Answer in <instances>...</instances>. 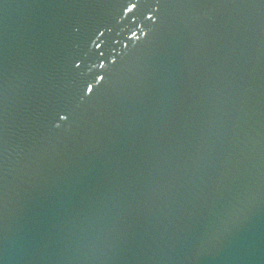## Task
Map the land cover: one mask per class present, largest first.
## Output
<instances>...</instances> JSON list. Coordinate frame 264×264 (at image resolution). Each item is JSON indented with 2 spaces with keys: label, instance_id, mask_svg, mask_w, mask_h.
Here are the masks:
<instances>
[{
  "label": "water",
  "instance_id": "1",
  "mask_svg": "<svg viewBox=\"0 0 264 264\" xmlns=\"http://www.w3.org/2000/svg\"><path fill=\"white\" fill-rule=\"evenodd\" d=\"M0 264H264V0H0Z\"/></svg>",
  "mask_w": 264,
  "mask_h": 264
}]
</instances>
